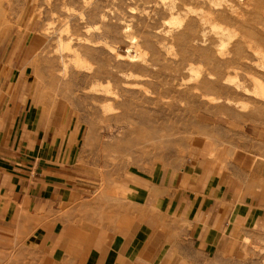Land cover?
<instances>
[{
	"label": "rangeland",
	"instance_id": "374dc122",
	"mask_svg": "<svg viewBox=\"0 0 264 264\" xmlns=\"http://www.w3.org/2000/svg\"><path fill=\"white\" fill-rule=\"evenodd\" d=\"M0 5V64L28 68L41 104L81 126L92 174L99 160L150 169L199 141L212 159L264 146V0ZM232 264H264V236Z\"/></svg>",
	"mask_w": 264,
	"mask_h": 264
},
{
	"label": "crops",
	"instance_id": "0c3cea01",
	"mask_svg": "<svg viewBox=\"0 0 264 264\" xmlns=\"http://www.w3.org/2000/svg\"><path fill=\"white\" fill-rule=\"evenodd\" d=\"M0 64V264H232L264 236V146L99 175L78 123Z\"/></svg>",
	"mask_w": 264,
	"mask_h": 264
},
{
	"label": "bare ground",
	"instance_id": "6f19581e",
	"mask_svg": "<svg viewBox=\"0 0 264 264\" xmlns=\"http://www.w3.org/2000/svg\"><path fill=\"white\" fill-rule=\"evenodd\" d=\"M2 1H3V0H2ZM247 1H249V0H247ZM244 2H245V0H244ZM248 3H249V2H248ZM244 4H245V3H244ZM0 6H1V5H0ZM245 6H246V5H245ZM0 10L2 11L1 7H0ZM254 11H255V10H254ZM254 11H253V12H254ZM189 12H190V11H189ZM190 13H191V12H190ZM193 13H194V12H193ZM0 15L2 16L1 13H0ZM198 17H199V16H198ZM176 20H177V19H176ZM208 20H209V19H208ZM206 21H207V20H206ZM209 21H210V20H209ZM200 22H201V21H200ZM181 23H182V20L180 21L179 24H181ZM168 33H169V32H168ZM133 39H134V38H133ZM135 43H136V42H135ZM225 46H226V45H225ZM65 48H66V49H70L69 44H66V45H65ZM138 48H139V47H138ZM220 49H221V48H220ZM223 49H224V52H225V48H223ZM223 49H221V50L223 51ZM139 50H140V49H139ZM139 50H138V51H139ZM224 52H222V56L225 57V55H223ZM73 53H74V52H73ZM137 53L141 55V58H142V56H144V55H142V54L139 53V52H137ZM220 53H221V52H220V50H219V53H218V54H220ZM262 54L264 55V52H262ZM220 55H221V54H220ZM220 55H219V56H220ZM74 56H75L74 59L76 60L75 62L79 65L80 61H82V60L80 59V57H79L76 53L74 54ZM219 56H218V57H219ZM222 56H221V57H222ZM127 57H128V56H127ZM130 57H131V56H130ZM138 57H139V56H138ZM134 58H135V57H134ZM132 59H133V58H132ZM136 59H137V60L139 59V61H140V57H139V58H136ZM136 59H135V60H136ZM143 59H144V57H143ZM262 59H263V58H262ZM130 60H131V59H130ZM135 60H134V61H135ZM78 61H79V63H78ZM263 61H264V59H263ZM82 62H83V61H82ZM84 62H85V60H84ZM209 77H210V76H209ZM212 77H213V76H212Z\"/></svg>",
	"mask_w": 264,
	"mask_h": 264
}]
</instances>
